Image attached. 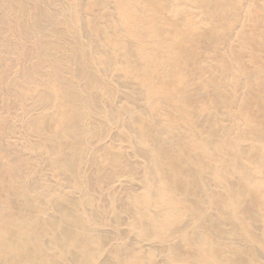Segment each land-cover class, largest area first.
I'll use <instances>...</instances> for the list:
<instances>
[{
    "label": "bare ground",
    "instance_id": "obj_1",
    "mask_svg": "<svg viewBox=\"0 0 264 264\" xmlns=\"http://www.w3.org/2000/svg\"><path fill=\"white\" fill-rule=\"evenodd\" d=\"M0 264H264V0H0Z\"/></svg>",
    "mask_w": 264,
    "mask_h": 264
}]
</instances>
